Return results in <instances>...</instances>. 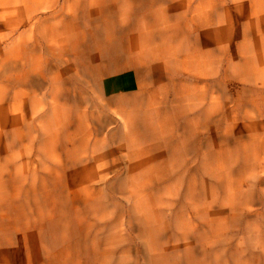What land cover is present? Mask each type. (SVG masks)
<instances>
[{
	"label": "rangeland",
	"instance_id": "rangeland-1",
	"mask_svg": "<svg viewBox=\"0 0 264 264\" xmlns=\"http://www.w3.org/2000/svg\"><path fill=\"white\" fill-rule=\"evenodd\" d=\"M28 6L0 23V72L11 44L36 45L67 64L72 112L53 157L0 180V264H264V0Z\"/></svg>",
	"mask_w": 264,
	"mask_h": 264
},
{
	"label": "bare ground",
	"instance_id": "bare-ground-1",
	"mask_svg": "<svg viewBox=\"0 0 264 264\" xmlns=\"http://www.w3.org/2000/svg\"><path fill=\"white\" fill-rule=\"evenodd\" d=\"M4 2L9 6L7 9H2V3ZM29 2L30 0H19L18 3L16 0L15 2L13 0H0V23L8 22V24H11L16 20L24 24L30 22L34 17L36 6H28ZM61 9L63 10L64 6ZM234 20V23L239 24L241 17L236 16ZM54 32L59 34L58 32L64 33L65 31L57 29ZM240 32L242 37L248 35L246 27L241 28ZM47 35H50V33L48 32ZM136 38L143 41L142 39H149V36L146 33H140ZM9 50L14 56L11 64H9V68L14 74L12 73L9 77L4 78V74L0 72V180L9 172H12V177L15 174L16 178L19 177L23 169L29 165L27 158L33 150H37L45 156L53 157L60 146L58 139L60 133L68 123V116L72 112L70 108L59 104L67 98L69 99L67 88L70 86L71 77L67 64L54 61L57 69L54 71L48 62H43L44 55L38 53L37 46L29 45L23 38H19L11 44ZM4 62L1 58L0 65H5ZM178 66L188 68L190 60L186 63L179 62ZM18 70L20 73L16 79L15 71ZM39 70L44 71L41 74V80L32 75ZM31 77L35 80L30 81L29 78ZM40 86L44 89L42 96L38 94L39 88L34 89ZM27 87H33V89H27ZM47 95H52L54 101L47 103L45 101ZM42 108L47 110L40 115ZM180 113L176 112L178 115ZM152 128V126L144 125L143 131L147 133ZM139 131L138 128L129 129V133H138ZM141 141L143 140H133L129 145L134 146L136 142ZM132 158L133 155H131ZM65 220L64 217L57 220L62 230L65 228ZM100 228L101 226L98 228L93 227L96 231L101 230ZM10 243H15L14 236L8 239L0 238V247L7 246ZM30 244L31 240L29 238L18 243L19 246H25L28 249ZM118 246L119 244H115L114 249ZM16 260L10 258L8 263H16ZM106 262H108V259H104L105 264Z\"/></svg>",
	"mask_w": 264,
	"mask_h": 264
}]
</instances>
